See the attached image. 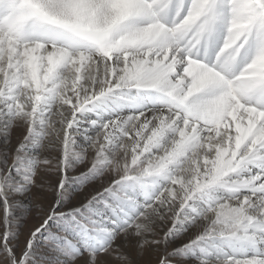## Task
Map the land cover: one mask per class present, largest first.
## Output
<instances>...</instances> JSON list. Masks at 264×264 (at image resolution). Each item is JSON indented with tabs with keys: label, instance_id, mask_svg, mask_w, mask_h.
Here are the masks:
<instances>
[{
	"label": "snow or ice",
	"instance_id": "1",
	"mask_svg": "<svg viewBox=\"0 0 264 264\" xmlns=\"http://www.w3.org/2000/svg\"><path fill=\"white\" fill-rule=\"evenodd\" d=\"M0 264H264V0H0Z\"/></svg>",
	"mask_w": 264,
	"mask_h": 264
},
{
	"label": "rangeland",
	"instance_id": "2",
	"mask_svg": "<svg viewBox=\"0 0 264 264\" xmlns=\"http://www.w3.org/2000/svg\"><path fill=\"white\" fill-rule=\"evenodd\" d=\"M78 143V142H77ZM8 163H11V161H8ZM73 165L78 169L81 165H79V164H76L74 161H73ZM68 189H69V191H72V190H74V188H75V185L74 184H69L68 186Z\"/></svg>",
	"mask_w": 264,
	"mask_h": 264
}]
</instances>
